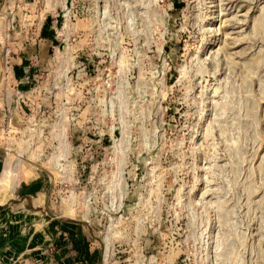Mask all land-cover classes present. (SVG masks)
Instances as JSON below:
<instances>
[{
    "label": "rangeland",
    "instance_id": "1",
    "mask_svg": "<svg viewBox=\"0 0 264 264\" xmlns=\"http://www.w3.org/2000/svg\"><path fill=\"white\" fill-rule=\"evenodd\" d=\"M0 264H264V0H1Z\"/></svg>",
    "mask_w": 264,
    "mask_h": 264
},
{
    "label": "crops",
    "instance_id": "2",
    "mask_svg": "<svg viewBox=\"0 0 264 264\" xmlns=\"http://www.w3.org/2000/svg\"><path fill=\"white\" fill-rule=\"evenodd\" d=\"M0 4H1V0H0Z\"/></svg>",
    "mask_w": 264,
    "mask_h": 264
}]
</instances>
